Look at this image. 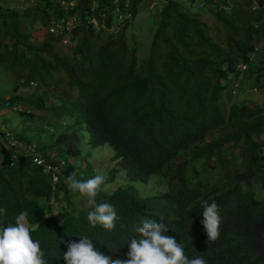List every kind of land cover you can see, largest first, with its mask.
Masks as SVG:
<instances>
[{
    "label": "trees",
    "instance_id": "obj_1",
    "mask_svg": "<svg viewBox=\"0 0 264 264\" xmlns=\"http://www.w3.org/2000/svg\"><path fill=\"white\" fill-rule=\"evenodd\" d=\"M142 1L0 0V264H264V105L231 87L264 51V0H165L138 62ZM103 145L113 192L79 178Z\"/></svg>",
    "mask_w": 264,
    "mask_h": 264
},
{
    "label": "rangeland",
    "instance_id": "obj_2",
    "mask_svg": "<svg viewBox=\"0 0 264 264\" xmlns=\"http://www.w3.org/2000/svg\"><path fill=\"white\" fill-rule=\"evenodd\" d=\"M181 4L185 5L186 7H190L191 10H195L196 7H193L189 1L187 0H180ZM243 3V1H242ZM155 8H160L158 1L155 3L149 4L147 1H142L140 5V11L137 14V16L132 19L127 26L125 30L126 39L128 40V44L130 46H134L133 41H135L138 45L137 49V60L138 62H141L143 58L146 57L148 53V49L151 42V37L153 32L156 31L157 25L154 23L157 12ZM205 16L209 17L208 13H205L202 15V20L205 19ZM211 19V18H210ZM209 24H211L210 21H207ZM134 35V39L132 36ZM264 61V51L259 50L251 59L250 65L245 68L242 71V75L236 79V81L231 83V87L233 89V93L236 92V95L240 100H249L255 101L259 105H264V96L260 93H257L254 91V88L252 86L253 82L255 81V78L257 76V69L261 68ZM250 75V79H247V74ZM236 84V85H235ZM65 89V88H63ZM21 92H25L26 90L20 89ZM225 104V102H223ZM22 108H26L24 105H20ZM228 106H225V110H227ZM11 117V116H10ZM4 119V118H1ZM21 119L19 117H13L12 118V132L16 129L15 127H23V124L20 121ZM104 148V151L101 153V155H98L101 150ZM91 155L86 157V160L89 161L93 167L94 171L91 176L85 177L83 174L79 176V178H82V183H94L98 180H101L105 178L104 176L108 174L107 168L113 167L115 165V162H110L112 160H109L112 154V149L108 145H103L99 148H95L91 150ZM86 153V152H85ZM84 153V154H85ZM110 153V154H108ZM115 187V186H114ZM78 187H72L70 194H72L75 198L73 200L74 203H77V205H82L84 209L86 206L89 205L88 200L84 198L82 194L79 193ZM139 190L141 193H148L152 194L157 191V188H153V184H148L147 186H139ZM79 193V194H78ZM77 194V195H76ZM76 195V196H75ZM54 198V199H53ZM51 201V207L54 216L56 217L57 221H60L63 214V203L62 198L58 196L57 198L53 197Z\"/></svg>",
    "mask_w": 264,
    "mask_h": 264
},
{
    "label": "clouds",
    "instance_id": "obj_3",
    "mask_svg": "<svg viewBox=\"0 0 264 264\" xmlns=\"http://www.w3.org/2000/svg\"><path fill=\"white\" fill-rule=\"evenodd\" d=\"M158 3H160V2H158ZM166 4V2H165V0H164V2H162L161 3V5H162V8H161V10L159 9V8H155V9H158V12H160V11H162L163 9H164V5ZM201 5H202V3H201ZM131 20H128V22H130ZM246 68V66H241V70L243 71L244 69ZM236 85V84H235ZM96 148H98V147H96ZM111 148V147H110ZM112 149V148H111ZM113 150V149H112ZM103 152H106V151H104V148L101 150V152L98 154V155H101V153H103ZM108 154H110V153H108ZM111 155V157H110V159L109 160H112V161H110L111 163L112 162H115V160L113 159V155H114V151H112V154H110ZM107 171H108V174H106L104 177L105 178H103V179H101V180H98L97 182H94V183H90L91 184V187L93 188V189H95L96 187H97V185L98 184H100V186L103 188V189H105L106 191H108V192H113V191H115L117 188H119V187H122L123 188V186H125V184L122 182L124 179H125V176H122L121 177V174H123L124 175V170L123 169H121L120 167H119V165H117V163L115 162V165L113 166V167H110V168H107ZM81 175V174H80ZM79 175V176H80ZM60 177V175H58V172L57 171H54L53 173H51L50 172V178H51V180H52V183L54 184V186L59 182V178ZM67 179L68 178H66V180H64V183L66 182L67 183ZM72 182H73V184L72 185H68V190H69V194H70V192H71V188L72 187H76L77 186V183H76V180L73 178L72 179ZM62 183H63V180H62ZM115 186V187H114ZM143 186H145V185H143ZM79 188V187H78ZM80 190H79V193L80 194H82L83 196H84V198L85 199H87L88 200V203H89V206H91V200L89 199V196L88 195H86L84 192H82L81 191V188H79ZM85 191H87L86 189H84ZM158 190H159V187L157 188V191L155 192V193H152V194H156L157 192H158ZM72 193V192H71ZM78 193V194H79ZM71 196H72V200H74V196L72 195V194H70ZM77 195V194H76ZM75 195V196H76ZM142 195H151V194H148V193H142ZM58 196H60V198H62V203H63V208H64V202H65V200H64V198H63V196H62V194H60V195H58ZM57 196V197H58ZM57 197H55V198H57ZM54 199V198H53ZM52 199V200H53ZM51 200V201H52ZM72 203L74 204V205H76V206H78L77 205V203H74L73 201H72ZM63 215V214H62ZM148 218L149 217H147V218H144L143 220H142V222L138 225V227H136V229L134 230V231H131L129 234H132L131 236H133V237H137V236H134V235H139L141 232H143L144 233V226H146V225H144L146 222H147V220H148ZM61 221H62V218L60 219V221H58V223H61ZM145 234V233H144ZM148 238H150V239H158V236H153V235H150V236H147ZM207 242H210V240L209 239H207L206 240ZM80 263L82 264V260L80 259Z\"/></svg>",
    "mask_w": 264,
    "mask_h": 264
},
{
    "label": "built area",
    "instance_id": "obj_4",
    "mask_svg": "<svg viewBox=\"0 0 264 264\" xmlns=\"http://www.w3.org/2000/svg\"><path fill=\"white\" fill-rule=\"evenodd\" d=\"M159 1H160V3H159L160 8H159V9L161 10V8H162L161 3L164 2V0H159ZM67 26H68V25H67ZM94 26H95V25H94ZM68 29H69V27H68Z\"/></svg>",
    "mask_w": 264,
    "mask_h": 264
}]
</instances>
